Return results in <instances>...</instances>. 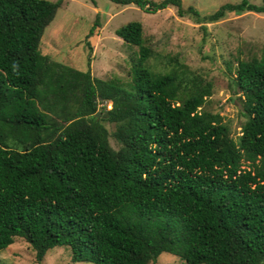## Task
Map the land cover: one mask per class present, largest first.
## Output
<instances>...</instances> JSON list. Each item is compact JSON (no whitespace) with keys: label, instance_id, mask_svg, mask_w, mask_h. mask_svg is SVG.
I'll return each instance as SVG.
<instances>
[{"label":"trees","instance_id":"obj_1","mask_svg":"<svg viewBox=\"0 0 264 264\" xmlns=\"http://www.w3.org/2000/svg\"><path fill=\"white\" fill-rule=\"evenodd\" d=\"M108 1L145 14L174 7L200 23L264 14V0L203 17L180 0ZM61 3L0 0V251L20 239L36 264L54 247L71 263L154 264L167 253L183 264H264V50L232 68L244 118L232 138L202 109L210 81L171 58L153 70L139 22L114 31L136 48L125 85L42 55Z\"/></svg>","mask_w":264,"mask_h":264},{"label":"rangeland","instance_id":"obj_2","mask_svg":"<svg viewBox=\"0 0 264 264\" xmlns=\"http://www.w3.org/2000/svg\"><path fill=\"white\" fill-rule=\"evenodd\" d=\"M55 2L57 0H45ZM159 2L161 0H151ZM259 5L261 0H247ZM183 8H193L198 16H207L225 4L238 0H180ZM139 22L142 38L153 51V70H165L161 62L170 58L190 71L200 74L212 84V94L202 109L217 113L229 127L232 138L238 135L244 120L241 105L231 86L232 68L237 60L259 57L264 50V14L227 13L214 23H200L190 14L178 17L176 8L168 7L145 14L133 5L117 6L108 0H62L51 22L45 27L38 50L51 60L79 71L88 70L95 80L125 85L128 61L136 52L114 35L120 26ZM93 34L89 35L94 24ZM227 66L231 69L227 70ZM232 99V100H230ZM110 104H105L109 109ZM109 145H117L110 136L113 126L102 122ZM42 264L71 263L69 251L54 247L44 255ZM0 264H36L34 252L20 239L0 251ZM154 264H183L167 253L160 254Z\"/></svg>","mask_w":264,"mask_h":264},{"label":"water","instance_id":"obj_3","mask_svg":"<svg viewBox=\"0 0 264 264\" xmlns=\"http://www.w3.org/2000/svg\"><path fill=\"white\" fill-rule=\"evenodd\" d=\"M95 117H96V118H99V117H100V114H99V113H95ZM102 117L105 118L106 115L104 114V115H102Z\"/></svg>","mask_w":264,"mask_h":264}]
</instances>
